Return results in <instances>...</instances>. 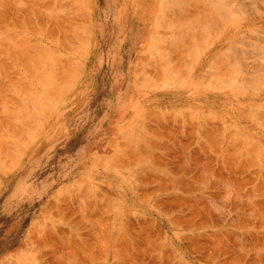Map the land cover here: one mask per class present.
I'll list each match as a JSON object with an SVG mask.
<instances>
[{
  "label": "rangeland",
  "instance_id": "374dc122",
  "mask_svg": "<svg viewBox=\"0 0 264 264\" xmlns=\"http://www.w3.org/2000/svg\"><path fill=\"white\" fill-rule=\"evenodd\" d=\"M69 263L264 264V0H0V264Z\"/></svg>",
  "mask_w": 264,
  "mask_h": 264
},
{
  "label": "bare ground",
  "instance_id": "6f19581e",
  "mask_svg": "<svg viewBox=\"0 0 264 264\" xmlns=\"http://www.w3.org/2000/svg\"><path fill=\"white\" fill-rule=\"evenodd\" d=\"M34 11H35V10H34ZM227 11H228V10H226V12H227ZM229 11H230V10H229ZM229 11H228V12H229ZM44 12H45V11H44ZM224 13H225V12H224ZM231 13H232V12H231ZM227 15H228V14H227ZM228 17H229V15H228ZM39 63H40V62H39ZM47 64H48V63H47ZM42 65H43V64H42ZM40 73H41V72H40ZM44 77H45V76H44ZM44 77H43V79H44ZM48 77H49V75H48ZM48 77H47V78H48ZM49 79H50V78H49ZM46 80H48V79H46ZM50 80H52V79H50ZM50 80H48V82H49ZM55 81H56V80H55ZM43 82H44V81H43ZM51 85H52V84H51ZM57 85H58V84H57ZM3 90H4V89H3ZM3 90H2V92H3ZM4 93H5V92H4ZM6 93H7V91H6ZM41 97H42V96H41ZM19 109H20V108H19ZM39 109H40V108H39ZM41 111H42V109H41ZM7 117H8V116H7ZM9 118H10V117H9ZM7 119H8V118H7ZM8 120H9V119H8ZM95 210H96V209H95ZM100 212H101V211H100ZM92 213H93V211H92ZM90 214H91V213H90ZM93 214H94V213H93ZM102 214H103V213H102ZM88 216H89V213H88ZM98 216H99V215H98ZM92 224H93V223H92ZM99 224H100V223H99ZM93 225H94V224H93ZM95 226H96V225H95ZM98 229H99V226H98ZM114 231H115V230H114ZM43 232H44V231H43ZM60 232H61V231H60ZM100 232H101V231H99V233H100ZM61 233H62V232H61ZM103 233H104V231H103ZM103 233H102V234H103ZM96 234H98V233H96ZM102 234H101V235H102ZM40 235H41V234H40ZM67 235H68V234H67ZM75 235H76V234H75ZM75 235H74V236H75ZM126 235H128V233H127ZM130 235H131V234H130ZM42 236H43V235H42ZM47 236H48V235H45V237H47ZM60 236H61V235H60ZM64 236H65V235H64ZM118 236H119V235H118ZM131 236H132V235H131ZM131 236H130L129 238H131ZM67 237H68V236H67ZM67 237H66V238H67ZM71 237H72V236H71ZM71 237H70V238H71ZM97 237H98V236H97ZM121 237H122V236H121ZM133 237H134V236H133ZM40 238H41V237H40ZM42 238H43V237H42ZM48 238H49V237H48ZM48 238H47V239H48ZM66 238H65V240H66ZM72 238H73V237H72ZM124 238H125V237H124ZM30 239H31V238H30ZM126 239H127V238H126ZM131 240H132V239H131ZM27 241H29V240H27ZM66 241H67V240H66ZM66 241H65V242H66ZM70 241H71V240H70ZM83 241H85V240H83ZM126 241H127V240H126ZM128 241H129V240H128ZM134 241H136V240H134ZM43 242H45V241H43ZM67 242H68V241H67ZM85 242H86V241H85ZM85 242H84V243H85ZM87 242H88V241H87ZM100 242H101V241H100ZM131 242H132V241H131ZM27 243H28V242H27ZM68 243H69V242H68ZM72 243H73V241H72ZM133 243H134V242H133ZM87 244H88V246L90 245L89 243H87ZM128 244H129V243L126 244V246H127L126 249L129 250L130 247H131V245H130L131 243H130L129 245H128ZM135 244H136V246L138 247V245H137V241H136ZM68 245H69V244H68ZM77 245H78V244H77ZM102 245H103V244H102ZM108 245H109V244H108ZM133 245H134V244H133ZM133 245H132V247H133ZM78 246H79V245H78ZM91 246H92V244H91ZM91 246H89V247L91 248ZM136 246L134 245V247H136ZM80 247H81V246H80ZM85 247H86V244H85ZM85 247H84V248H85ZM89 247H87V248L89 249ZM134 247H133V248H134ZM71 248H72V247H71ZM71 248H70V249H71ZM84 248H83V250H84ZM133 248H132V249H133ZM68 249H69V248H68ZM81 249H82V248H81ZM126 249H125V250H126ZM138 249H139V248H138ZM138 249L135 248V250H138ZM85 250H86V249H85ZM92 250H93V252H94L95 248L92 249ZM128 250H126V251H128ZM89 251H90V249H89ZM130 251H131V250H130ZM130 251H128V252H130ZM133 251H134V249H133ZM72 252H73V251H72ZM74 252H75V250H74ZM81 252H82V251H81ZM86 252H87V251H86ZM90 252H92V251H90ZM93 252H92V254H94ZM82 253H83V252H82ZM132 253H133V252H132ZM132 253L130 252V254H132ZM138 253H139V252H137V254H138ZM53 254H54V253H53ZM72 254H74V253H72ZM75 254H76V252H75ZM134 255H135V254H134ZM134 255H133V256H134ZM67 256H68V255H67ZM70 256H71V255H70ZM72 256H73V255H72ZM122 256H123V255H122ZM91 257H92V256H91ZM93 257H94V256H93ZM124 257H125V256H124ZM135 257H136V256H135ZM72 258H73V257H72ZM76 258H78V257H75L74 259H76ZM63 259H64V258H63ZM66 259H67V258H66ZM78 259H79V258H78ZM67 260H68V259H67ZM72 260H73V259H72ZM94 260H96V259H94ZM69 261H70V260H69ZM70 262H71V261H70ZM69 264H70V263H69Z\"/></svg>",
  "mask_w": 264,
  "mask_h": 264
}]
</instances>
